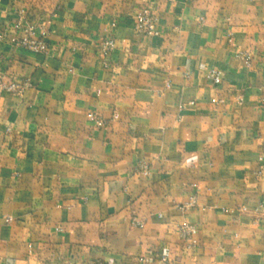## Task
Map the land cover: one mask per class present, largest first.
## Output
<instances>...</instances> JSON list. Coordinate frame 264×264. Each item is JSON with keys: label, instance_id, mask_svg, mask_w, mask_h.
Listing matches in <instances>:
<instances>
[{"label": "crops", "instance_id": "0c3cea01", "mask_svg": "<svg viewBox=\"0 0 264 264\" xmlns=\"http://www.w3.org/2000/svg\"><path fill=\"white\" fill-rule=\"evenodd\" d=\"M21 9L49 53L11 44ZM4 30L34 86L0 94V264H264V0H0Z\"/></svg>", "mask_w": 264, "mask_h": 264}, {"label": "built area", "instance_id": "2783aa9c", "mask_svg": "<svg viewBox=\"0 0 264 264\" xmlns=\"http://www.w3.org/2000/svg\"><path fill=\"white\" fill-rule=\"evenodd\" d=\"M157 17L152 11V9L148 6L140 8L136 13V23H135V31L138 34H143L145 36L156 35L158 30L156 28ZM14 28L21 32L20 35H13L11 38V44L18 48H23L28 51L38 53V54H47L50 51V45L48 42L49 32L43 25H34L26 21V10L21 9L18 13V19L14 24ZM7 34V30H4L0 33V38H4ZM116 40L112 36L104 37L99 45L98 51L100 55L105 58V66L108 65V61L106 58L111 54V52L115 49ZM238 58L245 60L246 62H250L251 56L246 52L238 53ZM207 78L213 84H220L222 81V74L217 69H211L207 72ZM33 81L30 77H14L8 76L3 69L0 67V94L1 93H9L18 97H23L24 93L33 87ZM264 105V97L261 100ZM194 102H191L193 104ZM87 119L96 127H104L106 125V119L95 111H88ZM6 133L10 132V128L5 130ZM138 171L144 175L149 174V167L146 163H142L138 167ZM195 203V198L192 197L191 200L181 205V209H186ZM245 209V208H243ZM133 225H142V222L133 218L131 220ZM177 231L180 236L185 240L186 246L191 248L193 247L192 237L197 233L196 225L184 221L177 226ZM151 257L149 256H140L138 257V262L141 264H147L151 261ZM161 262H168L166 257H162L160 259ZM98 264V263H91Z\"/></svg>", "mask_w": 264, "mask_h": 264}]
</instances>
